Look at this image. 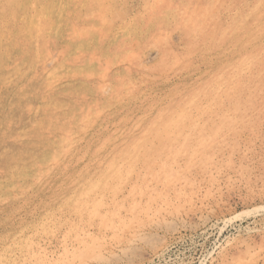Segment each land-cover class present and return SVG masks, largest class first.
I'll use <instances>...</instances> for the list:
<instances>
[{"label":"rangeland","instance_id":"rangeland-1","mask_svg":"<svg viewBox=\"0 0 264 264\" xmlns=\"http://www.w3.org/2000/svg\"><path fill=\"white\" fill-rule=\"evenodd\" d=\"M0 264H264V0H0Z\"/></svg>","mask_w":264,"mask_h":264},{"label":"bare ground","instance_id":"bare-ground-1","mask_svg":"<svg viewBox=\"0 0 264 264\" xmlns=\"http://www.w3.org/2000/svg\"><path fill=\"white\" fill-rule=\"evenodd\" d=\"M229 29H230V30H232V28H231V27H230ZM229 29H228V32H230V31H229ZM213 37H214V36H213Z\"/></svg>","mask_w":264,"mask_h":264}]
</instances>
